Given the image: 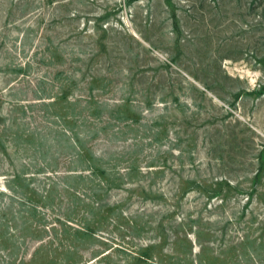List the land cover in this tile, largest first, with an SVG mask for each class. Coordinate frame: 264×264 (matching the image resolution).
<instances>
[{"label": "rangeland", "instance_id": "1", "mask_svg": "<svg viewBox=\"0 0 264 264\" xmlns=\"http://www.w3.org/2000/svg\"><path fill=\"white\" fill-rule=\"evenodd\" d=\"M34 258L264 264V0H0V264Z\"/></svg>", "mask_w": 264, "mask_h": 264}, {"label": "trees", "instance_id": "2", "mask_svg": "<svg viewBox=\"0 0 264 264\" xmlns=\"http://www.w3.org/2000/svg\"><path fill=\"white\" fill-rule=\"evenodd\" d=\"M87 155L91 158L90 153H87ZM147 250H148V249H147ZM142 257H144L143 254H141L140 257L137 258V260H138V261H141L142 259H140V258H142ZM22 264H25V262H22ZM29 264H37V260L34 258ZM40 264H47V262H45V263L42 262V263H40Z\"/></svg>", "mask_w": 264, "mask_h": 264}]
</instances>
